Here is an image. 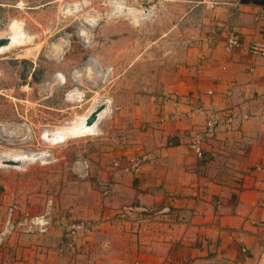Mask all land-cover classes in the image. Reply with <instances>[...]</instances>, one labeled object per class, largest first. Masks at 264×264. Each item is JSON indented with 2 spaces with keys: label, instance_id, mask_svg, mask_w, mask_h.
Segmentation results:
<instances>
[{
  "label": "rangeland",
  "instance_id": "1",
  "mask_svg": "<svg viewBox=\"0 0 264 264\" xmlns=\"http://www.w3.org/2000/svg\"><path fill=\"white\" fill-rule=\"evenodd\" d=\"M121 1L150 10L151 16L134 22L117 15ZM65 2L82 5V11L64 15ZM262 4L261 0H0V32L17 20L23 22L22 31L33 36L31 42L0 54V149L47 153L44 162L0 167V232L11 208L15 226L0 246L10 238L29 235L25 249L35 251L27 253L29 264L65 259L76 263L83 256L94 262L98 249L104 253V264H116L109 251L113 232L119 229L125 237H138L148 224L139 220L142 215L123 221L115 216L123 206L141 204L118 199L125 195L117 185L124 182L122 170L131 158L125 151L134 139L128 108L145 96L152 97L151 102L160 96L166 100L203 58L207 40L223 31L229 13ZM94 17L101 20L91 27L87 19ZM84 29L91 35L89 44L81 35ZM60 43L62 56L54 47ZM91 57L101 64L106 84L97 80L98 87L92 88L84 81L78 86L83 100L72 103L69 91L77 87L78 69L74 80L72 71ZM88 76L95 77L92 72ZM59 79L65 84L51 89L49 81L58 86ZM103 95L112 98L113 113L100 130L56 144L42 139L45 126L70 123L75 112H86L94 98ZM78 161L89 167L83 179L73 170ZM42 217L49 221L44 231L33 224ZM26 220L29 224L20 225Z\"/></svg>",
  "mask_w": 264,
  "mask_h": 264
},
{
  "label": "crops",
  "instance_id": "2",
  "mask_svg": "<svg viewBox=\"0 0 264 264\" xmlns=\"http://www.w3.org/2000/svg\"><path fill=\"white\" fill-rule=\"evenodd\" d=\"M255 6L229 13L223 31L166 100L160 96L151 102L145 96L128 108L134 139L125 153L144 161L138 172L123 167L124 182L117 188L125 195L118 199L170 207V212L145 225L138 237L114 229L109 251L116 264H264V207L259 204L264 171L255 170L264 166V57L247 49L264 42ZM231 33L239 46L228 52ZM188 95L213 101L222 117L200 158L187 143L203 117L187 120L173 105L175 98ZM28 240L29 235L8 239L0 246V264H29L27 253L35 251L25 249ZM101 250H95L94 262L83 256L76 263L48 264H104Z\"/></svg>",
  "mask_w": 264,
  "mask_h": 264
},
{
  "label": "built area",
  "instance_id": "3",
  "mask_svg": "<svg viewBox=\"0 0 264 264\" xmlns=\"http://www.w3.org/2000/svg\"><path fill=\"white\" fill-rule=\"evenodd\" d=\"M261 1L264 2V0H261ZM255 19L256 21L264 24V4L259 5L258 11L256 12ZM207 41L210 44L214 43V39L212 38H210ZM226 44H227L226 49L228 52H231L235 47L239 46V39H238L237 34L231 33L230 35H228ZM247 49L249 50V52L253 54L264 57V42L250 43ZM89 59L90 58H88V60L82 66H79L73 69L71 78L73 79V74L75 70L83 69V72L85 73L83 74V77H82L83 78L82 83L84 81L86 82L88 81L89 85L92 88H97L98 84H106V81H104V79L102 78V73H100L95 68L91 69L90 66L87 67ZM111 70L112 69L110 68V72ZM90 72H92L95 75V77H93L92 79L89 78L88 76ZM56 76L57 74L53 76V78ZM109 77L110 76H108V78ZM86 78H88V80ZM97 80H99L98 84L96 83ZM54 82L52 81L53 86H54ZM59 83L60 85H58L56 88L63 86L65 84V79L64 80L59 79ZM82 83L78 84L77 86H82ZM86 88H90V87H86ZM206 94L212 97L214 92L208 91ZM231 94H232L231 92H228L225 94V97H229ZM83 97H82V100H83ZM173 105L176 109L177 115L187 120H194L198 117H203L204 120H203L202 125H200L199 128L190 131V133L188 134V143H187L188 148L193 154H195L198 158L202 157L204 153V146H206L205 144H207L210 138H212L218 133L219 128L222 123V117L219 115V111L217 110L216 105L214 104L213 101L206 103L201 98L195 99V97H192L190 95L175 98ZM182 106H187V109L182 110ZM143 161H144V158L138 157V156L127 158V161H126L127 163L124 168L126 171L138 172ZM119 164L120 162L116 163V165H119ZM88 168L89 167L86 161H78L73 170H74V173L78 177L83 179L88 176ZM255 170L264 171V166H256ZM105 194H107V192H105ZM259 204L262 207H264V193L259 200ZM169 212H170V207H162V208L155 210L152 207H148L146 205L136 204V205H126V206L121 207L120 210L115 212V216H116V219L123 221V220H134L136 217L139 218L142 215L143 217L142 218L140 217L139 220L141 219L140 221L143 223H149L152 221L153 217L162 216ZM13 213H14V209L11 208L9 215H8L9 220L7 221L5 228L0 232V245L3 242V240L8 235H10L12 231L15 229V226L13 225L12 220H11ZM21 224L26 225L29 223H28V220H26V222H23V221L20 222V225ZM33 224L34 226H38L40 230L44 231L43 229L44 227L49 225V221L45 220V218L42 217V218H38L35 222H33Z\"/></svg>",
  "mask_w": 264,
  "mask_h": 264
},
{
  "label": "bare ground",
  "instance_id": "4",
  "mask_svg": "<svg viewBox=\"0 0 264 264\" xmlns=\"http://www.w3.org/2000/svg\"><path fill=\"white\" fill-rule=\"evenodd\" d=\"M81 6L82 5H75V3L73 4V3L65 2V4L62 7V13L64 15L77 14L82 11ZM116 10H117L116 12H118L117 15L129 16L130 19H132L134 22H140L146 19L147 17L151 16L150 10L139 9V8L128 6L126 5L124 1H121L118 3ZM141 12L143 13L141 14ZM100 20H101L100 18H95V17L87 19L91 27H96ZM22 27H23V22L14 20L9 24V27H7L4 31L0 32V39L8 40L7 44L0 46V54L4 52H8L11 49H14L27 42H31L33 36L23 32ZM81 35L86 38L87 40L86 43L89 44L90 42H92L91 37H90L91 35H89V32L87 30L84 29ZM54 47L58 48L59 55L61 54L62 56L64 54L63 43H60L59 45H56ZM89 66L91 67V69L95 68L100 73H102V66L95 58L91 57L89 59L87 67ZM82 72H83V69H78L77 80L75 82L76 86L82 83V79H83L82 77H83V74L85 73V72L83 73ZM49 84L52 85L51 89H54L57 87L55 83L53 86L52 81H49ZM69 94H70L69 98L72 100L71 102L73 103H75L77 100L79 101L82 100L83 95H82V92L79 90V88L78 89L73 88L72 90L69 91ZM67 95L65 97L68 101H70ZM100 108L101 110L97 112L96 120L93 123L89 124L88 118L91 116L93 112H96ZM112 113H113L112 98L107 97V96L105 97L104 95L98 96L94 98L93 103L91 104L90 108H88L86 112L84 113L75 112L74 119L70 123H62V124H57V125L45 126L41 130V137L44 141L56 144L60 141L62 142V140L64 139H69V138L79 136L82 134L96 132L98 131V128L99 130L101 129L100 127L103 124V121L109 116H111ZM46 159H47V153L43 150L26 149V148L25 149H9V148L0 149V167L4 166V164L13 165V167L15 168L24 167L26 165H31L35 162H44Z\"/></svg>",
  "mask_w": 264,
  "mask_h": 264
},
{
  "label": "water",
  "instance_id": "5",
  "mask_svg": "<svg viewBox=\"0 0 264 264\" xmlns=\"http://www.w3.org/2000/svg\"><path fill=\"white\" fill-rule=\"evenodd\" d=\"M142 13H143V12H141V14H142ZM7 43H8V40H7V39H0V46L5 45V44H7ZM100 110H101V108H100L99 110H97L96 112H93V113L91 114V116L88 118V123H89V124L93 123V122L96 120L97 112L100 111Z\"/></svg>",
  "mask_w": 264,
  "mask_h": 264
}]
</instances>
